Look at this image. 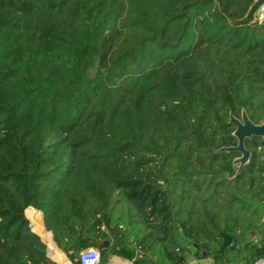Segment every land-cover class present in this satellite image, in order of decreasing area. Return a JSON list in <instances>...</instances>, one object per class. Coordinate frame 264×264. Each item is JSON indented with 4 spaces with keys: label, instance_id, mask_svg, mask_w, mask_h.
I'll return each instance as SVG.
<instances>
[{
    "label": "trees",
    "instance_id": "16d2710c",
    "mask_svg": "<svg viewBox=\"0 0 264 264\" xmlns=\"http://www.w3.org/2000/svg\"><path fill=\"white\" fill-rule=\"evenodd\" d=\"M262 3L0 0V264L263 259L264 141L215 152L264 119Z\"/></svg>",
    "mask_w": 264,
    "mask_h": 264
},
{
    "label": "water",
    "instance_id": "95a60500",
    "mask_svg": "<svg viewBox=\"0 0 264 264\" xmlns=\"http://www.w3.org/2000/svg\"><path fill=\"white\" fill-rule=\"evenodd\" d=\"M228 124L232 125L234 128L231 135L236 140V143H235V145H232V146L220 147L215 152H218V153H221V152L236 153L238 155L232 160V163H231L235 169V175H236L239 173L241 168L248 163V161L250 159V152L245 147V140L251 139L252 137H257V138H260L262 141H264V119L260 123H254L249 118L246 111L244 109H241L240 116L238 118L234 117L229 112ZM42 228L50 234V238L53 242L51 231L47 230L44 227H42ZM30 229L32 231L31 226H30ZM35 234L42 241L40 236L37 233H35ZM219 237L221 239L219 252L222 253L224 250H226L227 248H229L231 246V237L228 234H225L223 232L219 233ZM43 244L46 248L47 255H50V253L47 250L46 244L44 242H43ZM53 244H54V242H53ZM172 245H173V249L176 250L177 245L174 241H173ZM106 246H107V242L105 241V244H101L100 248L104 249ZM54 247H55V249H57L55 244H54ZM203 255H205V253H203ZM255 264H264V258L257 261Z\"/></svg>",
    "mask_w": 264,
    "mask_h": 264
},
{
    "label": "built area",
    "instance_id": "2783aa9c",
    "mask_svg": "<svg viewBox=\"0 0 264 264\" xmlns=\"http://www.w3.org/2000/svg\"><path fill=\"white\" fill-rule=\"evenodd\" d=\"M255 1H263V3L260 5L259 7V14H258V20H264V0H255ZM28 211H32V212H36L40 215H42V213L40 211H36L31 207H28L25 210V218L28 220L29 225L32 227L30 220L27 217V212ZM77 264H102L101 260H100V255L99 252L97 250H95L94 248H86L83 250H80L78 252L77 255ZM105 264H111V263H105Z\"/></svg>",
    "mask_w": 264,
    "mask_h": 264
},
{
    "label": "rangeland",
    "instance_id": "374dc122",
    "mask_svg": "<svg viewBox=\"0 0 264 264\" xmlns=\"http://www.w3.org/2000/svg\"><path fill=\"white\" fill-rule=\"evenodd\" d=\"M260 117H263L262 116V113H260ZM260 119H262V118H260ZM111 204H110V208H113L112 209V212H113V214H114V217H120V220L122 221V224L121 223H119V227L118 228H123V226L125 227V225H126V227H128L129 229H130V220L131 219H129V216H126L125 214H126V209H127V207L129 206V205H127V204H125L124 202H122V201H117V199L116 198H112L111 199ZM138 229V227L136 228V229H134L133 230V232H132V229H131V233L133 234V233H135V231ZM102 230L103 231H105V233L107 234V232L110 234L111 232L110 231H108V230H106L104 227L102 228ZM113 230H114V228H113ZM119 230V229H118ZM141 231H140V229L139 230H137V233H139L138 235H141V233H140ZM110 237H112V236H110ZM112 238H110V240H111ZM66 256V255H65ZM104 256V258L106 257V255L105 254H102L101 255V257H103ZM68 260V258H66V260H64L63 262V264H69V260ZM147 260H149L147 257L145 258V261L146 262H148ZM71 263V262H70ZM106 263V262H105ZM105 263H103V264H105ZM72 264V263H71Z\"/></svg>",
    "mask_w": 264,
    "mask_h": 264
},
{
    "label": "crops",
    "instance_id": "0c3cea01",
    "mask_svg": "<svg viewBox=\"0 0 264 264\" xmlns=\"http://www.w3.org/2000/svg\"><path fill=\"white\" fill-rule=\"evenodd\" d=\"M39 219H40L41 226L44 227L43 223H42V215H41V217H39ZM64 257L67 258L66 256H64ZM55 263L57 264V262H55ZM106 263H111V264H132L130 261H127V260H124V259H121V258H117V257H114V256H107ZM69 264H71V263L69 262ZM183 264H214V262H213V260L211 258L205 257V255H203V253L199 254L198 256H194V255H192V253H187L185 255V260H184Z\"/></svg>",
    "mask_w": 264,
    "mask_h": 264
}]
</instances>
